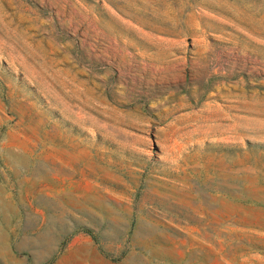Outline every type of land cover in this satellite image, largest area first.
Wrapping results in <instances>:
<instances>
[{
  "label": "rangeland",
  "instance_id": "1",
  "mask_svg": "<svg viewBox=\"0 0 264 264\" xmlns=\"http://www.w3.org/2000/svg\"><path fill=\"white\" fill-rule=\"evenodd\" d=\"M0 264H264V0H0Z\"/></svg>",
  "mask_w": 264,
  "mask_h": 264
},
{
  "label": "crops",
  "instance_id": "2",
  "mask_svg": "<svg viewBox=\"0 0 264 264\" xmlns=\"http://www.w3.org/2000/svg\"><path fill=\"white\" fill-rule=\"evenodd\" d=\"M79 257H83L84 260L86 259V257H85L84 255H82V254L79 252V250H76V251L74 252V255L71 257V260H73V259H75V258H79Z\"/></svg>",
  "mask_w": 264,
  "mask_h": 264
}]
</instances>
